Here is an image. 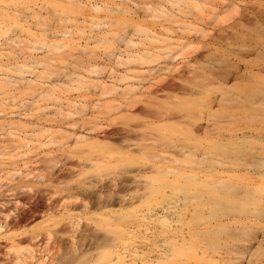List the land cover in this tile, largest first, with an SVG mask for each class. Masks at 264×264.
Here are the masks:
<instances>
[{"label":"rangeland","instance_id":"1","mask_svg":"<svg viewBox=\"0 0 264 264\" xmlns=\"http://www.w3.org/2000/svg\"><path fill=\"white\" fill-rule=\"evenodd\" d=\"M200 3V12L183 15L171 10L175 19L148 26L159 39L172 41L141 48L154 51L170 46L181 57L154 65L155 71L132 83L146 88L159 74L156 71L177 65L184 74L181 79L176 73L165 77L181 80L176 83L179 95L204 93L185 97L191 99L188 101L174 100L170 105L163 103L165 96L161 95L156 100L146 99L149 104L144 109L171 107L176 115L184 117V126L194 123L218 129L223 137L195 139L179 128H158L154 137L156 142L165 144L164 153L155 147L136 151L128 158L115 156L107 165L83 167L81 163L111 152L61 139L64 131L81 133L71 125L110 124L109 129L120 131L117 134L134 138L141 132H150L140 121L95 108L111 100L123 102L128 96L121 93L129 83H117L119 94L109 97H100L97 90H56L59 107H52L50 102L46 103L47 109L33 106L30 112L4 102L0 125L27 126L30 144L34 148L39 142L45 144L28 157L6 156L0 162V204L13 196L11 202L18 203L20 227L36 235L51 231V240L42 243L47 249L44 264H110L116 257L120 264H160L158 256L168 249L169 258L161 264H264V0ZM181 23L190 29L183 31L178 25ZM85 40L74 45H84ZM112 47L117 55L130 52L123 44L114 43ZM100 56L98 63L105 71L89 77L111 87L115 83L111 72L122 73L125 68ZM25 78L31 79L28 75ZM215 78L216 83L212 82ZM210 81L208 88L204 86ZM218 83H222L221 91ZM210 86H215L217 90H213L218 93ZM192 89L194 93L190 92ZM212 91L219 101L206 109L204 103ZM238 97L241 100L234 106ZM258 97L263 102L257 101ZM68 103L86 104L85 114L62 122L44 119L53 116L58 108L65 115L68 110L73 111ZM56 138L57 141L49 142ZM1 139L0 147L7 148V153L22 154L11 152L16 149L15 144ZM181 150L191 152L184 157ZM167 160L171 161L168 165ZM13 173L25 178H10ZM66 198L74 203V208L51 214L53 218L47 221L46 206H56ZM72 220L78 226L71 232L68 224ZM15 230L12 227L10 232ZM5 245L10 243L0 240V259L5 252L2 250L7 249ZM26 245H10L14 248L7 249L8 257L13 258L12 254Z\"/></svg>","mask_w":264,"mask_h":264},{"label":"bare ground","instance_id":"2","mask_svg":"<svg viewBox=\"0 0 264 264\" xmlns=\"http://www.w3.org/2000/svg\"><path fill=\"white\" fill-rule=\"evenodd\" d=\"M200 1L203 0H118L117 2L113 0H0V115H4V102L6 101L9 107L12 106L13 108L16 104V109L30 112L33 111V106H42L47 109L49 104L46 103L50 102L52 107H59L60 104L56 103L60 98L54 95L56 90L83 91L86 93L97 90L100 97H109L119 94L117 83H129L121 93L128 96L123 102L111 100L96 105L95 108L105 114L118 113L121 114V117L140 121V124L144 125L150 132H141L134 138L131 135L125 136L124 134L121 136L122 134H117L120 131L115 130L116 133L109 129L112 128L110 124L105 126L84 122L82 126L71 125V128H76L81 133L64 131L60 136L61 139H72L75 145L81 147L99 146L111 152L108 154L106 152L95 161L81 163L83 167H90L96 163L107 165L115 156L128 158L136 151H146L155 147L160 148V153H164L165 144L156 142L154 137L158 128H179L195 139L204 137L217 140L218 137L222 136L218 129L207 126L199 127L194 123L184 126V117L180 118L179 115H176L175 110L171 107H162L155 111L144 109L149 104L146 99L156 100L161 95L165 96L163 102L165 105H170V102L179 99L191 100L185 97L194 94L181 97L177 91L180 89L176 83L181 82L178 79L184 75L177 65H166L165 68L156 71L159 74L146 88L132 83L136 82L139 76L155 71L156 66L154 67V65L166 60L174 61L181 57V54L178 51L175 52L170 46L154 51L141 48L145 44L151 46L158 42L166 44L172 41L168 38L159 39L158 35L153 33L148 26L175 19L171 10H176L177 13L183 15L200 12L203 8ZM178 25H182L183 31L190 29V26L184 23ZM164 29L171 32L168 28ZM133 38L136 41H133ZM80 40H85V44L74 45L76 41ZM114 43L123 44L130 52H124L123 55L121 53L114 54L113 50L115 49L112 47ZM101 54L109 61H113L115 66L125 68L122 73L111 72L110 75L115 81L111 87H106L104 83L93 82L89 77V75H99L105 71V67H101L98 63ZM175 73L178 75V79H168ZM85 74L87 77L83 76ZM26 75L30 76L31 79L25 78ZM168 75L169 77L166 78L165 76ZM72 77H76V79ZM217 78L213 79L212 82H215ZM63 79H66V82ZM212 82L204 83V86L209 87ZM218 84L220 88L217 85V89L221 91L222 83ZM211 86L210 90L216 88L215 86H213L215 88H211ZM14 91L17 94H14ZM213 91L205 100L206 109H211L212 105L219 101V98L214 96ZM218 91L214 92L218 93ZM190 92L194 93L193 89ZM200 92L197 91L195 95ZM6 96H10V98L3 99ZM259 97L257 101L260 99ZM25 99L31 100V102L27 103ZM240 100V98L236 99L238 102L234 103V106L238 105ZM263 100L261 101L263 102ZM40 102L43 105H40ZM68 105L73 111L68 110L65 115L58 108L53 116L44 119L62 122L86 112V104L75 106L74 103H68ZM204 119L206 118L204 117ZM26 129H28L27 126L9 123L0 125V144L2 143L1 138L9 139V142L14 143L16 147L11 152L21 151L22 153L21 155L20 153L10 154L6 152L7 148L0 147V162L5 160L6 156L12 158L16 156L19 159L28 157L45 145L39 142L38 146L34 148L28 140ZM129 132L126 131V134ZM43 133L47 132L44 131ZM54 140L57 141V138L51 139L49 142ZM181 152L185 157L186 154H190L191 150H181ZM170 162L167 160L166 165ZM2 165L3 163H0V166ZM71 167L73 168L74 165ZM13 177H18L19 181H23L25 175L13 173L10 178ZM12 198L13 196L9 195L7 201L0 204V240H5L12 246L17 242H26L27 245L24 249L13 253L14 257L11 259L8 257L7 249L11 250L14 247L5 245L7 249L2 250L5 252L2 254L3 258L1 257L0 264H44L47 249L46 246H43V240H46L48 244L52 238L51 231L48 230L43 235H36L26 230L24 226H22L23 228L20 227L18 203H12ZM68 199L66 198L65 202L56 206L52 203L53 206H51L49 203L50 205L46 206L48 216H45L46 220L53 218L54 214L61 212V210H72L74 203ZM71 206L72 208H70ZM83 207L86 208L87 206L84 204ZM3 210L6 213L3 214ZM169 211L171 212V209ZM76 225L78 226V223L73 220L70 221L68 230L72 232L77 228ZM12 227L17 228V230L11 231V233ZM169 252L170 249L163 251L158 256L160 264L168 260ZM109 263L120 264V258L116 257Z\"/></svg>","mask_w":264,"mask_h":264}]
</instances>
